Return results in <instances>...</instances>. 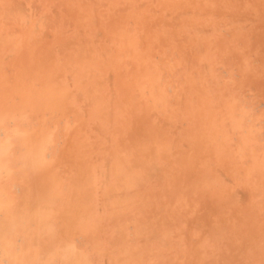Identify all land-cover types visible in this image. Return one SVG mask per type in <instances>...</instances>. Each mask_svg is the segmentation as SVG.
<instances>
[{
  "label": "bare ground",
  "instance_id": "1",
  "mask_svg": "<svg viewBox=\"0 0 264 264\" xmlns=\"http://www.w3.org/2000/svg\"><path fill=\"white\" fill-rule=\"evenodd\" d=\"M0 264H264V0H0Z\"/></svg>",
  "mask_w": 264,
  "mask_h": 264
}]
</instances>
